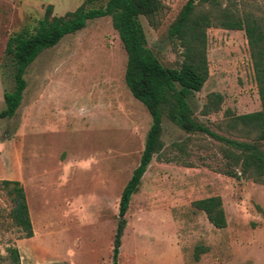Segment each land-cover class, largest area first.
Instances as JSON below:
<instances>
[{"label":"rangeland","instance_id":"obj_1","mask_svg":"<svg viewBox=\"0 0 264 264\" xmlns=\"http://www.w3.org/2000/svg\"><path fill=\"white\" fill-rule=\"evenodd\" d=\"M82 1L0 0V59L7 36L31 28L46 5L61 15ZM160 2L155 28L139 21L159 62L176 66L177 51L165 31L185 0ZM246 2L264 17V0ZM124 63L120 41L104 16L64 35L25 68L19 106L12 117L0 118V180L22 185L32 235L20 238L10 224L11 202L0 189V264H10V246L17 248L20 264L111 263L118 197L150 122L124 85ZM206 63L207 78L187 97L197 120L216 130L225 109L235 114L259 109L242 30L207 28ZM4 88L10 82H0V109ZM209 92L222 101L217 112L203 116L199 110ZM161 126L166 147L187 136L164 113ZM185 151L174 161L153 157L148 163L124 214L116 263L264 264V184L223 175L216 142L206 135H191ZM175 154L168 149L165 156ZM210 195L221 198L224 228H214L190 206ZM196 244L207 249L195 261Z\"/></svg>","mask_w":264,"mask_h":264},{"label":"trees","instance_id":"obj_2","mask_svg":"<svg viewBox=\"0 0 264 264\" xmlns=\"http://www.w3.org/2000/svg\"><path fill=\"white\" fill-rule=\"evenodd\" d=\"M96 1L83 0L73 10L61 15H53L52 6L48 4L31 28L22 27L7 36L0 59V82L3 86L10 82V88L2 91L0 118L14 115L25 88V68L41 51L55 45L64 35L83 28L87 20L104 16L110 18L111 27L125 53L124 85L130 95L142 104L150 119L138 162L117 201L110 248V264H117L124 214L148 163L153 157L174 161L181 154H187L185 149L191 135L203 134L216 142L223 160L220 168L223 175L264 184V152L261 149L264 146V17L246 8V0H185L165 31V38L177 51L176 66H163L146 46L139 21L142 17L150 27L155 28L163 10L160 0H106L95 6ZM210 27L243 31L259 99L256 111L235 114L225 109L215 122L216 130L197 120L187 101L188 95L199 91L207 78L206 29ZM221 101L219 93H207L199 114L205 116L217 112ZM163 113L168 121L187 134L180 141L170 142L167 147L160 139ZM168 149L177 154L166 157ZM0 189L11 202L8 212L10 224L19 229L20 238L30 237L32 229L22 185L17 180L2 179ZM190 206L201 211L214 228L225 227L220 196L199 198L191 201ZM206 249L201 244L194 245L193 260H198ZM7 251L10 264H20L17 248L10 246Z\"/></svg>","mask_w":264,"mask_h":264},{"label":"crops","instance_id":"obj_3","mask_svg":"<svg viewBox=\"0 0 264 264\" xmlns=\"http://www.w3.org/2000/svg\"><path fill=\"white\" fill-rule=\"evenodd\" d=\"M28 209V208H27ZM29 215V214H28ZM29 219H30V223H32V220H31V218L29 217ZM31 229H32V227H31Z\"/></svg>","mask_w":264,"mask_h":264}]
</instances>
